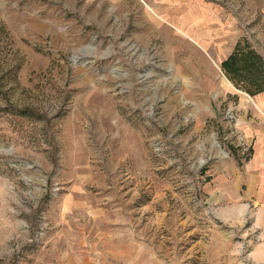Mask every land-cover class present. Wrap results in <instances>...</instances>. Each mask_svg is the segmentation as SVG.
Returning <instances> with one entry per match:
<instances>
[{
  "label": "rangeland",
  "instance_id": "374dc122",
  "mask_svg": "<svg viewBox=\"0 0 264 264\" xmlns=\"http://www.w3.org/2000/svg\"><path fill=\"white\" fill-rule=\"evenodd\" d=\"M166 1L0 0V264H264V0Z\"/></svg>",
  "mask_w": 264,
  "mask_h": 264
},
{
  "label": "crops",
  "instance_id": "0c3cea01",
  "mask_svg": "<svg viewBox=\"0 0 264 264\" xmlns=\"http://www.w3.org/2000/svg\"><path fill=\"white\" fill-rule=\"evenodd\" d=\"M160 1L164 2V0H156V2L151 4L148 0H143V2L149 6L154 13L157 12L154 7H158V3H162ZM164 3H168V1L165 0ZM187 4L189 6V3ZM192 6L194 8L195 4ZM235 87L240 86L236 85ZM247 93L252 98L255 97L258 107L264 110V91H247ZM249 134L253 137L251 142L250 157H248V162L244 172L248 182L247 191L244 192V195L252 201L250 207L256 211V221H258L259 224L264 225V117L259 120V123L256 126L251 128ZM245 209V205L243 204L242 210H239L238 214L244 212ZM249 256L253 258L254 253H250ZM262 261H264V257L261 258V262Z\"/></svg>",
  "mask_w": 264,
  "mask_h": 264
}]
</instances>
